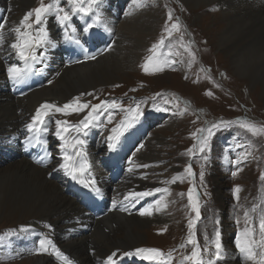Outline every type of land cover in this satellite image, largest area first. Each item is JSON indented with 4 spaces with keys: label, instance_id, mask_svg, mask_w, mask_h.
I'll use <instances>...</instances> for the list:
<instances>
[{
    "label": "rangeland",
    "instance_id": "1",
    "mask_svg": "<svg viewBox=\"0 0 264 264\" xmlns=\"http://www.w3.org/2000/svg\"><path fill=\"white\" fill-rule=\"evenodd\" d=\"M246 1L247 3L264 4V0ZM34 6H36L35 2L30 8ZM151 7V10H159L158 14L161 16L162 22L160 21L156 32L146 37V44L143 53L140 54V59L134 66L127 67L120 74H116L114 70H108L111 75H116L117 79L97 87H108L101 90L100 94L103 96H117L123 92L133 91L132 89H136L134 96L164 93L174 107H170L174 118L162 129L152 132L148 141V145H151V148L153 147L152 149L155 150L154 154L157 161L153 164L145 163L148 165L147 169L140 170L141 173L143 171L146 173V182L149 185H163V189H167V191H162L161 200H163L162 203L167 205L168 215L164 214L161 218L153 220L146 219L145 221L148 223L144 224L145 226H142V228L135 226L133 228L141 229L138 232L141 236V242L137 247L157 248L165 253L170 249H175L172 262V264H175L174 262L178 261L177 263H179V259L185 253H190L192 249L191 245L186 248H179V245L184 243L188 237L189 220L195 217V213L191 211L189 206L188 193L184 190L192 188L193 196L199 195L201 219L195 226V238L201 248L205 245V236L207 235L209 240L213 236L215 222H213L212 211H220L223 226H221V223L219 229L225 228V234H232L227 230L232 231L231 225L237 224V229L243 230L246 208L251 209L253 205H257V211L253 213V216L259 217L264 213L263 194L260 191L259 181L260 173L264 171V135L253 137L237 126L227 129L235 139L233 148H229L232 153L236 154L235 160L242 153H251L247 161L242 162V167L245 165L243 167L245 170L240 172L238 178H233L228 183L224 182L216 168H212V174L211 170L207 169L209 164L208 159L203 158L205 154L200 153L198 150H194L193 154L187 152V149L196 143L191 134L196 129L204 127L205 121L235 120L239 117H247L258 126H264V99L261 98V91L258 87H251L246 79L240 78L239 74L233 69L231 62L223 56L221 50L216 46L215 34H217L218 29L215 31L214 26L221 21V12L217 8L218 6L196 10L195 7H186L180 0H157V3H153ZM169 10L172 11L173 16L171 22L178 18L181 24L180 32H174L171 38H168L167 33L164 31L166 22L171 23L168 21ZM26 11L28 9L24 12ZM181 34L184 37L185 44L189 41L192 42L191 51L195 53L194 59L181 47ZM161 36L166 38L169 45V50L162 52L163 56H167L170 52L173 60L181 64L180 70L177 72V68L171 65L169 67H171L170 72L172 73L162 72L153 77H146L141 73V63L148 49ZM126 46L128 45L126 44ZM129 52L131 53V51ZM165 74L169 77L163 78ZM207 92H211V95H206ZM185 109L187 110L185 111ZM87 111L88 109L85 110V113ZM82 118L83 116L78 120ZM6 148L7 144L0 146V155L5 153ZM229 156L231 159L230 153ZM137 160L138 162L144 160L141 154ZM193 164H196V167L192 168L194 176L189 177L184 170L187 166ZM3 165L4 162H1L0 158V169L4 167ZM201 165H203L204 172L203 181L200 177ZM174 177L178 178L173 183L171 181ZM190 179H193L195 183L193 187L189 186ZM237 185L241 188L239 201L234 199L232 192L234 186ZM228 209L231 210V216L226 218ZM62 222L56 226H65V223ZM256 222L258 226V220ZM22 226L28 228V230L21 231ZM32 231L33 226L27 221L18 225L0 222V264H18L34 257H44L45 260H49L48 264L53 262V264H59L61 260L51 253V248L47 253H38L34 248H31L29 253L24 251L26 246H33L36 239L37 232ZM46 231L47 229L41 231L42 236L50 239L48 231ZM225 234L223 233L226 239L228 236ZM76 236H79L78 231L71 233L70 237ZM54 240L59 242L55 237ZM6 243H8V248L4 246ZM22 244L26 246L22 247ZM53 244L56 248L59 247L58 243ZM89 250L95 253L94 248L91 247ZM126 251L120 250L118 256ZM87 254L91 258L94 256L92 253L91 256L89 252H86ZM235 261H237V258H235ZM100 263L97 262V264ZM25 264H31V262ZM142 264L146 263L143 262Z\"/></svg>",
    "mask_w": 264,
    "mask_h": 264
},
{
    "label": "bare ground",
    "instance_id": "2",
    "mask_svg": "<svg viewBox=\"0 0 264 264\" xmlns=\"http://www.w3.org/2000/svg\"><path fill=\"white\" fill-rule=\"evenodd\" d=\"M180 1L186 7H195L196 10L218 6L217 8L221 12V21L214 26L215 31L218 29L217 34H215L216 46L221 50L223 56L231 62L233 69L240 78L246 79L251 87H258L261 91V98L264 99V4L236 0ZM33 4L34 0H11L8 5V27L11 28L20 20H17L16 16V18L12 16V12L21 15ZM158 11V9L138 11L130 18L120 22L116 32H112L116 34V41L106 54L91 63L65 69L61 76L48 88L36 91L19 101H13L6 95H0V146L8 144V138L11 135L5 136L8 131L16 128L21 129L42 102L58 101L55 103L62 105L74 95H82L99 85L116 80V75H111L108 70H114L116 74H120L127 67L134 66L140 59V54L143 53L146 37L156 32L157 26L160 21L162 22ZM103 20L107 27H109L110 22H115L114 19L110 18ZM13 59H15L14 55L8 61L1 60L0 56V79L6 77L3 74L5 65ZM56 71L59 72V69L56 68ZM168 77L169 75L165 74L163 78ZM3 97H6L7 100H1ZM71 115L70 118L72 119L84 116L82 113H72ZM59 144L60 141L57 140V151H59ZM152 148L146 143L134 160L137 161L141 154L145 162L139 161V165L153 164L157 160L154 154L155 150ZM3 166L0 169V222L18 225L27 221L33 226L37 234L39 231L47 229L50 236L59 240V250L77 264H94L95 262L97 264V262L105 260L114 251L134 250L141 242V236L138 233L140 228L148 223L145 220L161 218L164 214L168 215L166 208L160 212H154L151 216L141 218L112 214L98 221L93 232L85 238L80 237V235L70 237L71 233L77 230V226L72 222L73 217L82 211L75 200L64 194V185L61 181L47 179L52 169L42 170L31 165L25 158H17L10 163L4 162ZM153 187L162 190L164 188L163 185ZM144 188L153 192L155 190L150 189L147 182L138 185L136 190L141 191ZM163 219L165 220V218ZM61 221L65 223V226H56ZM45 225L51 227H45ZM135 226L140 228L134 229ZM38 242L36 236L33 246L28 245V247L30 249L35 248ZM4 246L9 247L8 243ZM91 247L95 250L93 258L88 254L86 255ZM235 258L231 259L232 263L226 262V264H237ZM48 261L44 257H34L18 264L28 262L31 264H48Z\"/></svg>",
    "mask_w": 264,
    "mask_h": 264
},
{
    "label": "snow or ice",
    "instance_id": "3",
    "mask_svg": "<svg viewBox=\"0 0 264 264\" xmlns=\"http://www.w3.org/2000/svg\"><path fill=\"white\" fill-rule=\"evenodd\" d=\"M62 2L63 0H47V2H45V0H39L38 6L25 12L18 23L13 24L11 28L7 25L6 17L0 20V52L7 51L9 57L15 56V61L8 62L5 65L7 79L11 81L14 86L25 83L34 71L38 72L39 70L35 69L34 66L46 60L47 51L57 46L58 41L51 37L50 30L47 26L50 16H54L56 24L62 30L64 41L74 43L77 46L81 45V40L78 38L77 29L72 23L75 16L88 18L84 21V34H88L91 29L99 26H104V30L111 33L112 29L104 25L103 16L99 11L102 0H66L67 7L62 6ZM133 4L136 8L143 7V4L139 3L138 0H133ZM131 14V11L125 12L126 16ZM168 21H173L171 10L168 12ZM180 30L181 24L178 18L170 24L168 22L165 24L164 31L167 33L168 38H171L174 32H180ZM165 40L166 38L161 36V38L148 49L152 54L146 57L145 62L141 64V68L145 74L163 72L165 67L175 63V61L170 60L168 56H163L162 53L158 52L159 49L165 46ZM191 43L192 42L189 41L185 44L184 37L181 34V47H183L184 50L188 52L189 56L194 59L195 53L191 51ZM110 47L111 45L108 46V48ZM108 48H105L104 51H107ZM168 55L170 56L171 53L169 52ZM84 58L85 60L95 59V54H87L85 50ZM49 83H51V81H49ZM132 90L135 91V89ZM87 95H91V93ZM160 95V93L156 94V96ZM206 95H211V92H207ZM167 102L168 101H165V103ZM102 106H104V110L107 108L119 107L115 101L110 105L106 101H101L99 104L81 102L78 96L72 98V100L64 103L62 106L55 102L42 103L36 108L30 121L25 124V128L29 134L25 140L26 147L41 145L45 149V153L37 162L45 163L52 156V153L47 151L48 140L42 139L40 134L48 133L49 124L54 120L55 131L53 135L60 141V162H58V168H54L53 171L63 170L64 174L70 177L71 180L96 193H99V189L96 187L95 179L88 178L91 177V164L84 150L86 140L81 139L80 136H87L88 130L96 126L101 115L104 114ZM85 109H88L87 114L75 125L70 124L67 120L55 118L56 114L68 116L72 113H82ZM156 110L166 111L167 109L157 108ZM186 110L187 109H185V111ZM127 111L135 113V115H133L130 120L126 118L124 121H121L116 128L111 129L112 134L107 137V147L109 151L115 150L120 137L128 129L132 128L142 115L139 106L135 109H128ZM107 115L109 118L108 122L111 123L112 113L108 112ZM204 124V127L196 129V131L191 134L195 138L196 143L193 144L191 148L187 149L189 154H193L194 150H198L202 154L206 153V150L210 147V141L216 132L230 129L233 126L239 127L253 137L264 135V126H258L247 117H239L235 120L220 119L211 122L205 121ZM73 131L76 133L75 136H72ZM34 140L35 143H33ZM141 147H143V145H141ZM250 155V152L242 153L237 160L231 162L237 166L236 170L232 172L234 177L241 170L239 165L242 162H246ZM203 158L205 160L208 159L206 154ZM136 167H148V165H136ZM201 169L200 177L201 181H203V165H201ZM128 171L131 172L132 168H129ZM184 171L189 177L194 176L191 165L187 166ZM177 178L178 177H174L171 182L174 183ZM259 181L261 185L260 191L264 192V171H261ZM161 191H167V189L162 190L157 188L154 190L156 193ZM240 191L241 188L238 185L234 186L232 189L233 197L237 201H239L240 198ZM154 192H135L131 195L135 203H139L141 199L153 195ZM128 198V196L125 197V199ZM188 201L191 211L195 213V217L189 220L188 237L184 243L179 245V248H186L188 245H191L192 249L190 253L182 256L179 264H219V262L225 258L226 254L222 243L221 231L219 227H214L211 240H209L206 235L205 245L201 248L199 242L195 238V226L201 219L200 200L198 194L195 197L193 196L192 188H189L188 191ZM113 206H115V204ZM166 207L167 205L162 203V200H156L155 205L149 204L146 207H142L139 210V215L151 216L154 212H160ZM257 207V205H253L251 209H245V226L243 230H238L236 233L234 244L242 264H264V213L258 217L257 226V218L253 216V213L257 211ZM126 210L125 208H121V211ZM215 224L218 225L219 220H216ZM45 227L50 228L51 226L45 225ZM20 230L27 231L28 229L22 226ZM49 248H51V253L59 260L63 261L64 264H73L69 257L56 248L53 242L47 238L40 240L36 252L47 253L49 252ZM174 251L176 250L170 249L165 253L157 248L137 247L134 250L124 252L120 259L128 257L146 261L148 264H172ZM117 256V252H112L106 257L104 264H118Z\"/></svg>",
    "mask_w": 264,
    "mask_h": 264
}]
</instances>
